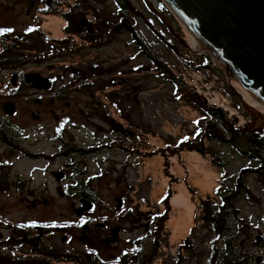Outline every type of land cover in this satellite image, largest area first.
<instances>
[{"label":"rangeland","instance_id":"obj_1","mask_svg":"<svg viewBox=\"0 0 264 264\" xmlns=\"http://www.w3.org/2000/svg\"><path fill=\"white\" fill-rule=\"evenodd\" d=\"M0 1V4L12 5L15 0ZM45 1L40 3L44 4ZM75 1L57 0L54 12L42 17L43 24H49L50 27V53H47V43L40 39V54L30 57L29 65L24 68L22 85L25 87L15 97L19 108L15 120L20 123L21 131L73 134L75 141L86 144L84 149H95L92 153L70 157L80 165V171L76 173L71 169L70 177H77L82 184V190L91 194L95 200L90 209L84 211L88 214V221L95 223L106 218V222L114 225L120 221L123 212L129 211L143 215L144 220L140 222L142 226L151 218H159L166 213L163 229L156 231V236L160 238L159 250L156 246L154 251L151 248L154 245L150 244V241L142 243L144 247L150 246L149 250L152 249L155 253L151 264H176L179 245L193 226V236L198 242V249L193 255L181 251L182 256H185L182 264H208V254L211 251L209 240L214 237L204 227L201 219L204 211L199 204L201 200L208 198L210 202L214 201V190L223 186V182L233 187L237 182L238 189L233 199L234 212L228 222V233L235 234L239 258L240 255H251V259L244 264H264V169L252 171L259 166L256 160L249 158V154L242 153L245 149H234L218 141H208L205 138L201 140L203 146L214 151L225 161V169L214 166L208 153L202 155L194 149L177 148L180 141L185 138L192 139L198 132L196 123L201 120L200 112L183 95L187 92L199 95L192 92L185 83L182 84L186 92L183 94L178 91L169 83L167 77L161 75L137 50L124 30L119 31L108 42L104 39L89 44L82 35L69 37L64 30L67 19L62 17V13L72 7ZM91 2V5L98 9L97 13L92 11L93 17H114L116 8L111 0ZM126 7L130 11L131 25L149 48L159 55L173 76L177 74L178 66L181 67L179 61L187 67L188 61L195 65L202 64L203 53L194 50H191V53L165 27L168 23L176 34L192 46L191 33L169 8L168 12L161 6L160 0H127ZM86 10L77 12L74 17L76 22L79 23L85 18L88 13ZM49 18L55 19L56 23L53 24ZM65 37L68 40H65ZM60 41H67L70 46L78 47L77 51L65 55V50H61L64 44ZM195 69H199L204 75L203 83L206 86L216 77L214 85L219 84L223 88L217 85L226 92L233 105L234 99L238 101L229 85L230 78L227 79L218 63L212 60L209 67ZM33 72L40 74V78L50 76L54 79L57 85L55 92H36L27 84L26 75L30 80L37 79ZM79 72L85 79L79 87H73ZM3 77L9 83L10 76ZM186 81L189 80L186 78ZM54 93L60 96V103L55 106L49 101L54 97ZM36 97L42 99L41 106L33 103L32 100ZM65 102H69L70 107L66 106ZM61 108L66 117L63 121H57L50 110H55L61 117L64 116L59 111ZM251 108L256 110L254 113L259 117L258 130L264 124V107L255 105ZM37 110H41V117L36 120L31 117V112L36 113ZM239 114L250 119V123L242 128L247 130L254 122V117L241 111ZM222 117L226 119L225 115ZM230 121L233 123V120ZM262 156L264 157V150ZM62 159L64 158L58 159L54 169L58 168L56 166L60 165ZM32 164L28 163L27 166ZM44 165L45 162H38L36 166L41 170ZM50 168L52 169V165ZM81 171L84 173L81 174ZM37 174V196L41 202L39 215L50 212L52 226L70 223L71 245L76 247V251L80 250L85 254L96 251L101 260L109 262L115 260L117 255L121 257L116 260L127 256L134 257L131 241L140 236L143 230L154 227H133L132 221H123L125 230L119 234L115 246H100L95 243L96 233L92 237L93 245L84 244L80 240L81 227L76 226L79 220L74 210L79 206L76 195L79 188H74L76 183L72 185L73 178L60 184L51 173L50 180L40 171ZM66 187H70V192L67 193ZM167 187L170 188L171 195L166 211L162 198ZM179 194H182V204L171 203V197ZM117 197L125 198L124 210H115ZM43 199L50 203L42 204ZM146 214L150 215L149 218L145 217ZM189 215L190 219L187 221ZM176 220L182 221L179 225L189 222L187 227L183 225L182 234L174 235L169 227L170 221L174 224ZM64 235L66 233L63 232L51 235L52 241L59 248L68 246L60 239ZM144 250L145 255L150 253L149 250Z\"/></svg>","mask_w":264,"mask_h":264},{"label":"flooded vegetation","instance_id":"obj_2","mask_svg":"<svg viewBox=\"0 0 264 264\" xmlns=\"http://www.w3.org/2000/svg\"><path fill=\"white\" fill-rule=\"evenodd\" d=\"M40 2L42 0H15L12 5L0 4V29H11V31L0 33V264H126V260H116L121 257L119 255H117L115 260L109 262L101 260L100 255L96 251H92L89 254H85L80 250L76 251V247L71 245L70 223L52 226L50 224V212H46L44 215H39L38 213V208L41 204L37 196V188L39 186L37 181L38 171L41 174H46L49 180L51 173L53 178L60 181V184L67 179L73 178L72 185L76 183L77 186H74V188H79L76 194L78 195L79 205L83 198L88 199L91 202V206L95 201L91 194L82 190V184L77 177L73 175L70 177L71 169L75 173L80 171V165L75 160L70 159V157L92 153L95 149L92 147L84 149L83 147L86 144L75 141L73 134L22 132L20 123L15 120L19 113L15 97L25 87L22 85V77H25L24 68L29 65L28 59L40 54V44L42 43L40 39L47 43V53H50V29L45 30L42 27L44 22L42 17L44 18L50 14L48 13L50 11V3L45 5ZM86 11L88 13L85 14V18L79 22L81 34L72 32H67V34L82 35V38L89 44L101 42L104 39L112 40L118 33L116 30V17H112L114 25L109 23L108 28L103 29L95 22L92 10L88 8ZM65 12L69 16L70 8L65 10ZM22 18L23 20H20ZM126 19L128 22L131 21L130 14H128ZM122 29L129 36V32L126 31L125 27ZM32 37L37 38L32 39ZM133 44L135 45L134 42ZM32 74L37 79L30 80L25 74V82L30 84L36 92H55L57 85L54 79L50 78V76L40 78V74L34 72ZM8 75L10 76L9 83L3 77ZM38 80L40 82L34 86V82ZM43 80L48 83L47 87L44 86ZM74 82L73 87L81 85L76 79ZM40 97L42 96L40 95ZM40 97L32 100L37 106L42 104ZM49 101L54 106L58 105L60 96L54 93V97ZM7 104L14 106L12 114H8L5 111ZM64 104L70 107L69 102ZM50 111L54 114V118L57 121L60 119L64 120L66 117L62 108L59 111L64 116L61 117L55 110ZM31 117L36 120L39 119L41 110H37L36 113L31 112ZM59 158L64 159H62L63 161L59 166H56L58 168L54 169L53 166ZM38 162H45L41 170L36 166ZM28 163L33 164L29 167L27 166ZM50 165H52V169ZM82 173L84 171H81ZM43 180L46 184L45 177H43ZM66 188L67 193L70 192V187ZM62 193L65 195L64 192ZM115 200L118 205L117 209V205L115 206V210H124L126 205L125 198L117 197ZM48 203L50 201L43 199L42 204ZM87 215L85 212L77 215L79 221H77L76 226L77 228L81 227L80 240L84 244L93 245L94 238L92 237L96 233L94 236L95 243L100 246L104 244L106 246L116 245L119 234L125 230L123 221H132L133 227H138L141 226L140 222L144 220L143 215L128 211L123 212L120 215V221L113 225L106 222V218L98 219L99 222L92 223L87 220ZM149 216V214L145 215L148 218ZM154 218L158 219L157 217ZM155 219L151 218L150 221L141 226L148 228V226L153 225L152 229L143 230L140 236L131 241L132 245H130L133 249L134 257L137 255L144 257L143 260H139L138 264H144L145 261V245H142V243L150 241V244L154 246L160 243V238L156 236L157 222ZM116 226L119 227L118 235L112 239V229ZM60 232L67 235L60 238L63 244L68 245L67 247L59 248L52 241L51 235ZM87 241L89 242L86 243ZM159 248L160 245L157 246L158 250Z\"/></svg>","mask_w":264,"mask_h":264},{"label":"trees","instance_id":"obj_3","mask_svg":"<svg viewBox=\"0 0 264 264\" xmlns=\"http://www.w3.org/2000/svg\"><path fill=\"white\" fill-rule=\"evenodd\" d=\"M44 1V0H42ZM114 2L116 10L114 16L117 20V28L116 30L122 31L123 27H125L126 31L129 32V37L135 43L137 49L144 55L149 63H151L161 75L167 77L170 84H172L175 88L178 89L181 93H185L186 89L184 88L182 82L175 76L169 72L167 67L164 65L163 60L159 57V55L153 52L152 49L149 48L148 44L145 40L139 36L138 32L131 25L130 22L127 21L128 14L130 11L126 7L127 0H111ZM50 3V11L48 13L54 12L58 4L57 0H46L44 4L48 5ZM91 0H76L73 6L70 8V15L64 14V18L67 19V25L64 28L66 32L72 33H81V29L79 28L78 21L74 19L77 12H80L81 9L91 8L94 13H97L98 9L91 5ZM161 6L166 9L164 3L160 0ZM76 11V13H74ZM82 12V11H81ZM95 22L101 26V28H108V24L111 23L114 25L112 18H101L99 16H94ZM110 39H107L108 42ZM55 42V41H53ZM61 44H64L61 50H65V55L72 54L77 51L78 47L70 46L67 41H60ZM102 45V43L100 44ZM54 47V46H53ZM55 49H59L55 47ZM203 61L202 64L195 65L193 62L188 61L187 64L193 68L197 67H209L212 63V59L206 55L202 56ZM81 72L78 74V78H76L77 82H80L85 79V76L81 77ZM71 83V82H70ZM233 95V94H232ZM193 106L194 108L200 112V119L196 123L197 133H195L192 139L185 138L184 140L178 143L177 148H187L194 149L198 153L205 155L208 153L211 157V162L214 166H217L221 169H225V161L221 160L214 151L203 146L202 139L205 138L208 141H218L222 144L228 145L234 149L243 148L245 149V154H249V158L256 160L259 166L258 169H254L252 171L258 172L261 168L264 169V157L262 156L264 150V124L255 131H247L245 129H238L232 126V123L225 118L222 117L220 112L204 103L201 97L196 96L195 94H191L189 92L183 95ZM234 99V96H233ZM234 103L240 108L243 113H246L240 107L238 101L234 99ZM171 152H175L171 150ZM261 169V170H262ZM223 186L214 190L215 200L210 202L209 198L206 200H201L199 207L203 208L202 221L204 227H206L209 232L214 237L209 240L211 251L208 254V264H244L251 259V255L245 254L240 255V258L237 255V246L235 244L233 233H228L230 228L228 226V222L231 219V216L234 212L233 209V199L236 194V190L238 189L237 182L234 183L233 186H229L226 182L222 183ZM171 195L170 188L167 187L165 193L163 195L162 201L167 211L169 207L168 199ZM165 212V211H164ZM166 213L162 214L157 221V230L163 229V222L166 218ZM196 219V216L194 217ZM197 221V220H196ZM194 226L190 229L189 234L185 237L179 245V252L176 256V264H182L185 260V256H182L181 251H185L187 255H193L196 253L198 249V242L196 238L193 236ZM201 243V242H200ZM159 244H157L158 246ZM150 246L144 247L147 251ZM154 251L156 246L151 247ZM150 249V253L145 255L144 264H150L153 260L155 253ZM143 256H135L122 259V261L126 260V264H138L139 260H143Z\"/></svg>","mask_w":264,"mask_h":264},{"label":"water","instance_id":"obj_4","mask_svg":"<svg viewBox=\"0 0 264 264\" xmlns=\"http://www.w3.org/2000/svg\"><path fill=\"white\" fill-rule=\"evenodd\" d=\"M162 1L205 50V54L218 63L226 76H232L248 92L250 97L245 96L242 101L231 87L242 109L254 117L247 131L257 130L260 125L258 115L254 113L256 110L244 100L256 99L264 106V0ZM165 27L182 46L192 50L168 23ZM39 82L35 81L34 86ZM42 82L48 86L45 80ZM13 108L12 104H7L5 111L12 114ZM90 207L91 202L83 198L74 213L80 215ZM118 231V226L112 229V239L117 237Z\"/></svg>","mask_w":264,"mask_h":264},{"label":"built area","instance_id":"obj_5","mask_svg":"<svg viewBox=\"0 0 264 264\" xmlns=\"http://www.w3.org/2000/svg\"><path fill=\"white\" fill-rule=\"evenodd\" d=\"M180 66H178V72L175 74L171 67L168 65L169 69L178 76L183 83H185L192 92L199 94L207 105L213 106L219 109L227 119L233 120L235 127H242L248 123H250V119H246L244 116V122L242 120V116H240V111L236 106L233 105L231 99L220 89L217 84L214 85V80L216 77L213 78V82L206 86L203 83L205 80L204 75L199 69L191 68L184 66L182 61H179ZM186 78L189 81H186ZM221 87V86H220ZM222 88V87H221Z\"/></svg>","mask_w":264,"mask_h":264},{"label":"bare ground","instance_id":"obj_6","mask_svg":"<svg viewBox=\"0 0 264 264\" xmlns=\"http://www.w3.org/2000/svg\"><path fill=\"white\" fill-rule=\"evenodd\" d=\"M49 21H52L53 24L56 23V20L55 19H52V18H49ZM46 27H49V24H46V25L43 24V28L44 29H50V27L49 28H46ZM190 43L192 44L191 48L194 51L205 53L204 52L205 50L198 44V42L194 38H193V40H191ZM228 78H230V80ZM227 79H228L229 85L240 96V98L242 99V101H243V99H244L245 96L246 97H250L249 94H248V92L232 76L227 75ZM244 103L247 104V105H249L250 107L255 106V105H262L258 100L252 99V98H245ZM181 199H182V194H179L176 197L172 196L171 199H170V202L173 203V204H178V203L179 204H182ZM189 219H190V215L188 216L187 221ZM180 222H182V221L181 220H176V221H174V224L172 223V221H170V223H169V227L172 229V233L174 235L175 234H180V233L182 234V232H184V230H182L183 225H185V227H187L188 226V223H189V222L188 223L183 222V223H186V224L179 225ZM190 225H191V220H190ZM185 231H186V229H185Z\"/></svg>","mask_w":264,"mask_h":264},{"label":"snow or ice","instance_id":"obj_7","mask_svg":"<svg viewBox=\"0 0 264 264\" xmlns=\"http://www.w3.org/2000/svg\"><path fill=\"white\" fill-rule=\"evenodd\" d=\"M29 30H31V29H29ZM6 31H11V29H0V33L6 32Z\"/></svg>","mask_w":264,"mask_h":264}]
</instances>
